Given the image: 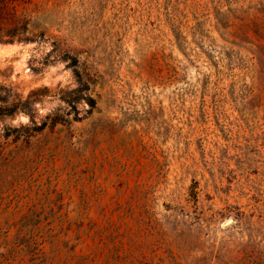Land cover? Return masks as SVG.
<instances>
[{"label":"rangeland","instance_id":"1","mask_svg":"<svg viewBox=\"0 0 264 264\" xmlns=\"http://www.w3.org/2000/svg\"><path fill=\"white\" fill-rule=\"evenodd\" d=\"M3 2L0 264H264V0Z\"/></svg>","mask_w":264,"mask_h":264},{"label":"trees","instance_id":"2","mask_svg":"<svg viewBox=\"0 0 264 264\" xmlns=\"http://www.w3.org/2000/svg\"><path fill=\"white\" fill-rule=\"evenodd\" d=\"M6 13H10L9 8L7 7V3L3 2L0 5V17H5ZM15 18L17 16H14ZM14 18V19H15ZM15 41L18 42H31V41H35L34 38L30 37V36H23L18 34V32H7L4 33L3 28L0 27V43H13ZM53 45L55 47H57V42L54 41ZM59 60H64V61H68V66L69 67H73V71L78 79V87L75 88L74 91H76L78 93V99L79 101H86L88 103V105L91 108L95 107L96 104V100L95 98L89 94V90H90V85L87 82V80L84 79L81 71L79 70V59L77 56L72 55L70 53H64L62 54V56L59 58ZM50 60H46V62H49ZM33 70L37 71L38 68L33 67ZM0 101L2 102H7L8 101V97H2L0 96ZM22 102H16V103H12L11 105H5V104H0V116H5V115H12L15 114L16 112L25 109L23 108V106L21 107ZM24 111V110H23ZM56 123L58 122V120L55 121ZM91 204L89 200H82L79 203H77V205L75 206V212L77 213L78 216V230H77V242H75V244H73V259H74V264H102L100 261H98L95 257V250H94V245L90 244V243H86V245H84V247L81 248V250H76L77 245L80 244H84L88 237H94L93 241L94 243L96 242V235L100 233L99 229L96 230L95 228H93L92 230H90L89 227H85L84 223H85V219H86V214H88L87 212L90 210ZM102 230H104V228H102ZM107 232L110 235L109 238V242L112 241H117V236L115 234V232L111 231L110 229L107 230ZM122 235H124L122 233ZM127 239H129L130 244H133V236L130 234L126 235ZM96 245V244H95ZM97 248H100L97 245ZM96 248V249H97ZM89 249V250H88ZM114 250V248H113ZM124 250V246L123 244L120 245V249L117 248L116 253H113V257L114 256H118L119 258H113L111 256L108 255V258H106L105 260V264H137L138 262V258L137 256H134V250H126L125 251V255L122 256V252ZM133 252V253H132ZM121 259V262H120Z\"/></svg>","mask_w":264,"mask_h":264},{"label":"water","instance_id":"3","mask_svg":"<svg viewBox=\"0 0 264 264\" xmlns=\"http://www.w3.org/2000/svg\"><path fill=\"white\" fill-rule=\"evenodd\" d=\"M231 222H232V219H231V220H228V221H227V224H228V223H231Z\"/></svg>","mask_w":264,"mask_h":264}]
</instances>
